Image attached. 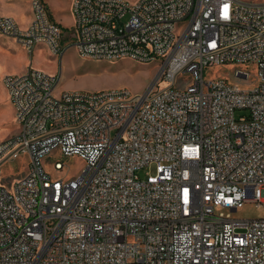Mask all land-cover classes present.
<instances>
[{"label":"built area","instance_id":"obj_1","mask_svg":"<svg viewBox=\"0 0 264 264\" xmlns=\"http://www.w3.org/2000/svg\"><path fill=\"white\" fill-rule=\"evenodd\" d=\"M30 6L23 28L0 15V35L60 56L63 28L44 0ZM71 11L79 53L158 70L142 93L58 98L57 75H2L17 128L0 141V264H264V215L233 216L264 210V0H72ZM230 63L253 66L255 85L204 78ZM54 153L84 167L54 177L46 163L65 168ZM22 155L25 171L3 178Z\"/></svg>","mask_w":264,"mask_h":264},{"label":"rangeland","instance_id":"obj_2","mask_svg":"<svg viewBox=\"0 0 264 264\" xmlns=\"http://www.w3.org/2000/svg\"><path fill=\"white\" fill-rule=\"evenodd\" d=\"M58 3V9L64 11V18L60 20L63 28L61 36V44L66 46L60 56H53L47 48L40 47L31 53L22 49L13 39L8 40L12 52L8 58H0V141L11 135L15 129L12 106L7 98L6 90L1 82V77L6 73H22L24 68L28 66L38 70H42L50 75L59 77L58 83L53 90L54 97L58 98L65 91H97L104 89L126 88L131 93H142L152 82L155 73L158 70L159 60L155 59L149 62H140L128 57L107 60L103 58H92L82 55L73 45V37L71 36L74 19L71 11L70 15L66 11V0H55ZM134 2L136 0H127ZM261 1V0H254ZM48 9L50 7V0ZM52 9V8H51ZM50 12V10H49ZM55 15V14H54ZM125 18V17H124ZM59 24V25H60ZM1 37H6L0 35ZM245 68L250 72V77L246 80H237L233 76V71L238 68ZM256 70L253 66L237 65V64H218L211 65L204 69V78H227L232 82H240L241 88H252L255 85L254 75ZM165 83L160 82L159 86ZM244 110H235L238 116ZM65 164L62 171H55L52 164L46 163L45 167L54 177L73 178L78 175L84 167V162L77 156H63L54 153ZM26 157L24 155L8 160L3 163L1 173L3 178L8 176H17L25 171ZM140 175L144 172L141 170ZM264 215V210L256 208L253 203H244L242 208L233 213L237 217H256Z\"/></svg>","mask_w":264,"mask_h":264},{"label":"crops","instance_id":"obj_3","mask_svg":"<svg viewBox=\"0 0 264 264\" xmlns=\"http://www.w3.org/2000/svg\"><path fill=\"white\" fill-rule=\"evenodd\" d=\"M44 1L46 3L47 12H48L50 19L55 21L56 23L60 24V20L64 18L65 12L60 11V9H58L59 5H58L57 1L50 0V7L52 9L51 8L48 9V5H47L48 2H47V0H44ZM70 1L71 0L64 1V2H66L65 3L67 5L66 11L68 12L69 15H70ZM49 10H50V12H49ZM0 15L11 16L16 20V22L18 23V25L20 27H22V28L26 27L28 25V23L30 22V19H31L30 0H0ZM60 26H61V24H60ZM10 39H12V38L7 37V36L6 37L0 36V58H8L9 54L12 52V50L10 48V43H8V40L10 41ZM16 44H18V43L16 42ZM18 45H20V44H18ZM20 47L22 49H24V47H22L21 45H20ZM40 47L46 48L44 45L39 44L33 48L32 52L34 50L40 48ZM23 70H26V68H24ZM22 72H24V71H22ZM14 122H15V120H14ZM15 124H16V122H15ZM16 128H17V125L15 126V129H13L12 132L16 131Z\"/></svg>","mask_w":264,"mask_h":264}]
</instances>
